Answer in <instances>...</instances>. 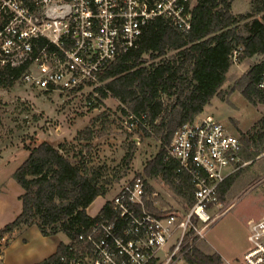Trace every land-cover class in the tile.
Listing matches in <instances>:
<instances>
[{"label":"built area","instance_id":"built-area-1","mask_svg":"<svg viewBox=\"0 0 264 264\" xmlns=\"http://www.w3.org/2000/svg\"><path fill=\"white\" fill-rule=\"evenodd\" d=\"M198 0H0V66H26L22 81L45 92H72L101 87V74L121 54L137 48L148 25L168 20L178 31L192 29ZM238 52H234V61ZM258 89L264 95V64ZM92 103L89 102V105ZM126 126L147 128L146 116H127ZM241 139L214 116L183 125L166 147L164 162L189 178L194 203L182 213L158 208L138 175L113 197L110 209L80 235L86 250L66 264H172L206 238L221 215L220 188L240 170ZM248 222L249 246L229 264H264V216ZM0 235V261L9 245ZM169 242L171 247L164 252Z\"/></svg>","mask_w":264,"mask_h":264},{"label":"trees","instance_id":"trees-1","mask_svg":"<svg viewBox=\"0 0 264 264\" xmlns=\"http://www.w3.org/2000/svg\"><path fill=\"white\" fill-rule=\"evenodd\" d=\"M236 1L198 0L188 33L178 31L165 19L151 22L139 46L118 56L101 74L103 85L96 88L104 98L116 99L126 117L130 113L146 116L147 128L139 130L161 143L148 175L163 174L176 193L192 200L191 205L194 187L189 178L176 174L174 166L164 162L165 149L183 125L194 123L220 95L234 64L235 51L239 61L264 58V0L253 1L252 11L239 15L233 13ZM263 64L253 65L240 78V89L249 100L261 94L258 81ZM25 69L0 68V86L13 83ZM95 135L90 125L71 142L57 146L43 142L27 148L28 157L14 173L23 189L19 197L22 210L0 230V235L36 226L45 237L62 235L68 239L37 264H66L65 256L80 257V252L86 250L79 237L97 220L89 216L87 209L97 198H105L114 182L106 178L107 166L96 164L92 146ZM132 157L131 153L123 159ZM232 183L229 177L220 194L232 189ZM110 205L108 201L101 213L107 212ZM196 246L184 256L188 264H223L218 254L205 250L204 243L201 248Z\"/></svg>","mask_w":264,"mask_h":264},{"label":"rangeland","instance_id":"rangeland-1","mask_svg":"<svg viewBox=\"0 0 264 264\" xmlns=\"http://www.w3.org/2000/svg\"><path fill=\"white\" fill-rule=\"evenodd\" d=\"M253 1L237 0L233 4V13L239 15L251 12ZM257 17L261 19L262 15ZM262 61V57L241 61L236 58L220 95L195 121L199 122L206 115L214 116L229 133L238 135L245 149L249 150L251 159H254L252 165L240 174V182L251 178L254 182L243 185L238 182L232 189L220 194L221 207L211 213L213 216L225 214L211 226L202 242L194 244H197L196 248H201L204 243L205 250L218 254L223 264L234 262L249 246L247 224L250 219L258 221L264 216V97L261 93L249 100L240 89V78L253 65ZM21 75L13 83L0 86V155L9 149L6 156L10 158L5 166H0V207L3 205L4 212L8 210L9 214L16 213L13 215L15 218L22 209L19 201L22 188L14 179L15 171L13 176L9 172L13 166L17 170L25 161L28 157L27 148H34L43 142L54 146L71 142L79 131L90 125L96 132L92 142L96 164L106 165V178L114 181L109 194L105 198H98L90 207L92 215H97L104 203L112 201L121 187L138 175L147 180L151 192L159 193L161 212L184 214L189 210L192 200L190 202L189 197L176 193L163 174L148 175L160 153L161 143L137 127L129 129L123 107L116 99L104 98L96 90L98 87L72 92L36 90L27 86ZM89 102L92 104L89 105ZM131 153L132 159L124 161L123 158ZM13 219L10 217L9 222ZM59 238L68 241L65 236L60 235ZM55 241L50 238L44 245L51 248ZM171 243L161 253L163 260L168 256L164 252H167ZM172 264L188 263L177 256Z\"/></svg>","mask_w":264,"mask_h":264},{"label":"crops","instance_id":"crops-1","mask_svg":"<svg viewBox=\"0 0 264 264\" xmlns=\"http://www.w3.org/2000/svg\"><path fill=\"white\" fill-rule=\"evenodd\" d=\"M236 136H238V135H236ZM8 150L9 149L5 150V152L3 151V153H1V155H0V166H2V167L5 166L10 161L9 155L6 156V154H7L6 152ZM253 160L254 159H251L249 150L245 149V147L243 146V150H242V153L240 156V163H239V165H241L240 170L238 172H236L235 174H233L232 176H230V178H233V180H234V185H236L238 182H240V180L242 179V178H240V174H243V171L252 165ZM14 171H16V167L13 166L10 169L9 175H12L14 173ZM260 175L261 174H258V176H260ZM252 181H253V178L247 180L246 182H245V179H243L240 183L242 185L243 184H251ZM220 191H221V188H220ZM22 193H23V189H22ZM99 198H101V197H99ZM19 201H20V199H19ZM105 204L106 203L103 204L102 208L105 206ZM2 207H3V205L0 207V230H2L6 225L13 222L16 219V217L21 213V211H20V213L18 215H16V217L14 218L13 215L15 216L16 213L10 212V214H9L8 210L4 212V210H2ZM90 207L87 209V213L89 214V216L95 217V215H92L89 212ZM158 208H159V210H161V208H162L160 206L159 201H158ZM10 217H12V219L14 218L13 221H11V222H9ZM2 220H4V221H2ZM59 236L60 235L45 237L41 234L40 230L36 226L23 228L21 230H17V231H14L12 233H9V240L10 241H9L8 248L4 254L2 262L4 264H37V263L43 261L44 259L48 258L49 256H51L52 254H54L57 251L59 244L61 242H65V241H62L59 238ZM50 238L56 240L55 242H53V246L51 248L47 245L46 246L44 245V243H46V241ZM66 242H68V241H66ZM245 250L241 253V255H238L237 257H241L242 254L245 252Z\"/></svg>","mask_w":264,"mask_h":264}]
</instances>
